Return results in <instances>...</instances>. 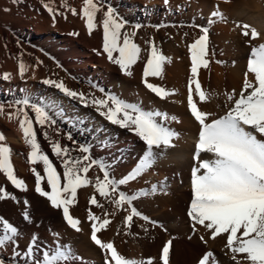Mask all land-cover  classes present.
<instances>
[{
    "label": "bare ground",
    "instance_id": "bare-ground-1",
    "mask_svg": "<svg viewBox=\"0 0 264 264\" xmlns=\"http://www.w3.org/2000/svg\"><path fill=\"white\" fill-rule=\"evenodd\" d=\"M45 2L66 13V18L57 15L53 23L52 16L42 8L40 0H23L18 5H14L12 0H0V101L18 98L25 94L22 90H26L33 98L61 105L64 117L63 121H57L61 132L57 135L49 130L50 135L62 144L73 147L72 142L66 139L67 132L71 131L73 139L79 144L92 146L93 158L113 163L111 171L116 179L129 173L138 163L146 148L144 143L127 130L111 125L93 107L82 106L64 97L58 90L44 85L42 80H62L70 89L82 91L86 95L91 93L103 97L106 93L114 94L127 102L138 103L146 110H160L170 118L175 116L176 120L170 119L166 126L179 133V139L174 141L176 147L162 154L152 169L121 189L127 193L140 189L150 192L151 185L167 181L166 194L158 190L134 202V206L143 215L158 222L157 226L147 224L149 230L144 232L140 225L145 222L134 218L131 234H128L124 224L127 213L117 210L114 216L107 217L111 223L99 234L100 238L114 242L126 258H154V264H161V250L169 239L173 240L169 264H197L206 251H212L219 264H236L224 247L227 234L212 240L207 230L198 226L199 233L193 235L187 216L193 198L190 181L191 170L195 166L194 152L199 131L198 122L191 115L187 103L188 84L191 80L189 46L201 34L199 28L193 25L209 27V55L206 57L210 61L209 68L201 67L197 78L211 99L200 102L194 84L193 98L201 110L222 115L232 106L227 102L226 93L235 92L238 98L243 90L251 48L264 43V0H231L230 3L221 0H170L167 8L163 0H100L105 10L108 6L114 7L118 15L128 22L126 31H132L137 24L141 26L136 30L134 42L141 47L142 58L133 66L131 77L123 74L119 66L108 61L106 53H103L101 13L96 18L99 26L90 35L86 21L82 18L83 0ZM216 4L223 13V19L210 17ZM4 8H10L11 11L5 12ZM68 8H75L78 14L73 15ZM209 19H213V23H208ZM237 22L255 28L260 38L250 41V37L242 36L243 29L236 27ZM149 41L154 42L168 60L164 66L163 79H147L172 93L168 100L156 97L143 83ZM21 60L28 66L23 80L19 75ZM40 61L42 63H38ZM6 72L12 75L9 82L2 78ZM248 79L254 80V76L249 74ZM93 84L97 87H92ZM99 88L105 91L102 93ZM12 110L5 105L6 112ZM30 115L34 116L32 113ZM73 121L80 123L73 127ZM34 127L43 151L53 160L63 183L60 162L52 154L42 130L38 125L34 124ZM0 133L5 135L3 143L12 150L11 159L18 178L24 179L29 189L24 193L14 189L3 173H0V186L14 193L21 201L19 204L11 200L0 202V217L17 226L23 234L19 240L20 248L24 249L31 234L37 233L44 248L54 244L70 245L83 264H104L102 250L90 241L91 222L87 220V215L92 211L103 216L105 212H113L114 206L99 197L94 185L78 189L77 202L70 211L81 220L82 232L72 230L63 221L62 212L53 210L46 198L39 197L35 192V175L31 168L36 167L44 175L43 165L33 166L30 163V147L24 140L18 121H10L7 116L0 115ZM104 139L111 141L107 148L99 146ZM202 157L209 158L206 154H202ZM88 175L94 180L97 175L102 177V172L93 167ZM44 186L45 190L50 191L46 180ZM93 196L104 205L103 208L90 204ZM24 198L29 201L28 210L33 219L31 225L26 224L22 217ZM51 232L59 233V237H54ZM190 235L192 239L188 238ZM199 235L205 236L207 244L199 241ZM9 254L10 249L4 253L5 256ZM236 259L241 264H247L243 254Z\"/></svg>",
    "mask_w": 264,
    "mask_h": 264
},
{
    "label": "snow or ice",
    "instance_id": "snow-or-ice-1",
    "mask_svg": "<svg viewBox=\"0 0 264 264\" xmlns=\"http://www.w3.org/2000/svg\"><path fill=\"white\" fill-rule=\"evenodd\" d=\"M221 2L230 3L231 0H221ZM12 3L18 5L23 3V0H12ZM40 3L52 16L53 23L57 15L66 18V13L58 11L51 3L45 0H40ZM164 4L167 8L170 0H164ZM64 6L68 7L67 4ZM218 9L219 5H214L210 13L211 18L223 19V13ZM3 10L11 11L10 8ZM68 10L73 15L78 14L75 8ZM98 13L102 14L103 53H106L108 61L119 66L123 74L131 77L133 66L142 58V49L134 42L136 30L141 26L137 24L132 31H125L128 22L118 15L117 9L108 6L105 10L100 0H83L82 18L86 21L90 35L99 26L96 22ZM213 19L207 22L213 23ZM193 27H198L201 34L189 46L191 80L188 84L187 103L191 115L199 125L194 152L195 166L191 170L190 181L193 198L187 211L191 232L193 235L198 234L200 230L198 226H200L207 230L212 240L227 234L224 247L236 264H241L236 259L240 254H243L247 264H264V43L251 48L243 90L238 98L235 92L226 93L227 102L232 106L224 114L217 116L201 110L193 98L194 84V91L198 94L200 102L211 99V95L202 89L201 81L197 78L201 67L209 68L210 61L206 57L209 55L210 29L200 25ZM236 27L243 29L241 35L250 37V41L260 38V33L248 24L237 22ZM73 34L78 35V33ZM149 44V55L143 70V83L156 97L168 100L172 93L161 85L150 83L147 79L148 77L163 79L168 57L154 42L149 41ZM27 71L28 66L21 60L19 75L22 80ZM249 74L254 76V80L248 79ZM2 78L5 82H9L12 75L6 72ZM42 83L58 90L64 97L79 102L82 106L93 107L111 125L135 135L146 148L134 168L122 178L116 179L111 171L114 167L113 163L93 158L92 146L79 144L73 139L71 131L67 132L66 139L72 142L73 147L62 144L59 139H53L50 135L49 130L57 135L61 132L57 124L58 119L63 121L64 117L61 105L33 98L26 93V90H22L25 91L24 95L0 101V115L7 116L10 121H18L24 140L30 147V163L33 166L43 165L44 175L37 171L36 167L31 168L35 175V192L39 197L46 198L53 210L62 212V219L67 226L80 233L81 220L75 218L70 209L77 202L78 189L94 185L99 197L114 206L113 212H105L103 216L92 211L87 215V220L91 222L90 241L102 250L104 264H154V258L146 260L126 258L118 251L114 242L104 241L99 234L111 223L107 217L114 216L117 210L127 213L124 224L128 234H131L134 218L145 222L140 225L144 232L149 230L147 224L157 226L158 222L151 221L148 216L143 215L134 206V202L155 194L158 190L166 194L167 181L151 185L150 192L147 189H140L134 193H127L121 189L122 186L136 181L152 169L162 154L176 147L174 141L179 139V133L166 126V122L170 119L175 121L176 117L170 118L167 113L160 110H146L138 103L127 102L110 93H106L103 97L91 93L86 95L82 91L70 89L62 80L46 78ZM92 87L95 88L97 85L93 84ZM99 91L103 93L105 90L99 88ZM5 105L13 110L6 112ZM77 123L80 121H73V127ZM34 124L42 130L44 139L50 144L52 154L60 162L63 169V183L61 173L38 141ZM4 141L5 135L0 133V173H3L14 189L22 193L27 192L28 185L24 179L18 178L11 159L12 150L3 143ZM110 144V140L104 139L99 146L107 148ZM202 154H206L209 158H203ZM93 167L102 172V177L97 175L94 180L89 177L88 174ZM45 180L50 191L45 190ZM5 200L17 204L21 202L14 193L0 186V202ZM23 204L25 205V210L22 212L23 220L31 225L33 219L28 210L27 198L23 199ZM90 204L97 208L104 207L95 196L90 199ZM51 234L56 238L59 237L57 232ZM22 235L17 226L0 217V264H83L70 245L54 244L48 248L42 247L37 233H32L27 246L21 249L19 240ZM188 238L192 239V236ZM198 239L207 244L204 235H199ZM172 247V239L163 245L161 264H169ZM9 249L10 254L5 256L4 253ZM197 264H219V262L212 251H206L198 259Z\"/></svg>",
    "mask_w": 264,
    "mask_h": 264
},
{
    "label": "rangeland",
    "instance_id": "rangeland-1",
    "mask_svg": "<svg viewBox=\"0 0 264 264\" xmlns=\"http://www.w3.org/2000/svg\"><path fill=\"white\" fill-rule=\"evenodd\" d=\"M164 1V0H163ZM125 31H126V29H125Z\"/></svg>",
    "mask_w": 264,
    "mask_h": 264
}]
</instances>
